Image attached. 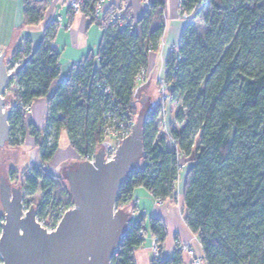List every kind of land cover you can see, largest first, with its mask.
Segmentation results:
<instances>
[{
    "label": "trees",
    "instance_id": "obj_1",
    "mask_svg": "<svg viewBox=\"0 0 264 264\" xmlns=\"http://www.w3.org/2000/svg\"><path fill=\"white\" fill-rule=\"evenodd\" d=\"M95 1H86L83 11L101 28V39L65 79L54 83L59 75V52L51 43L56 21L45 26L36 48L25 39L10 56V63L20 66L12 78L7 144L20 146L27 135L34 139L40 161L23 170V187L30 194L41 191L42 201L52 207L73 204L61 177L44 169L57 150L59 132L65 131L70 146L85 159L103 144L114 117L132 123L139 74L149 53L158 50L165 26L164 0H150L144 15L126 25L105 20L111 4L99 21ZM178 4L179 13L189 18L167 52L163 75L178 126L170 119L167 135L159 136L160 102L150 108L143 156L121 183L115 205L129 203L137 186L161 201H175L180 179L183 220L197 237L204 263L264 264V0ZM46 8L47 0H23V25L39 24ZM66 15L69 21L73 11L68 8ZM199 16L202 32L192 23ZM38 98L46 100L43 130L24 111ZM10 173L12 178L14 170ZM146 229L159 248L149 264L183 263L176 235L172 252L163 255L165 224L141 214L121 237L112 264H136L134 250L145 242L139 232Z\"/></svg>",
    "mask_w": 264,
    "mask_h": 264
},
{
    "label": "water",
    "instance_id": "obj_2",
    "mask_svg": "<svg viewBox=\"0 0 264 264\" xmlns=\"http://www.w3.org/2000/svg\"><path fill=\"white\" fill-rule=\"evenodd\" d=\"M9 79L0 53V147L9 137L10 110L2 96ZM151 105V97L142 93L131 130L117 143L111 158L99 149L92 161L83 159L65 169L73 204L52 232L37 224L34 208L23 211L21 187L0 176L1 264H109L130 220L129 211L116 207L115 199L143 156V125Z\"/></svg>",
    "mask_w": 264,
    "mask_h": 264
},
{
    "label": "crops",
    "instance_id": "obj_3",
    "mask_svg": "<svg viewBox=\"0 0 264 264\" xmlns=\"http://www.w3.org/2000/svg\"><path fill=\"white\" fill-rule=\"evenodd\" d=\"M22 1L0 0V49L9 46L12 50L17 43H23L25 39L30 40L31 49L36 48L43 38L45 26L49 22L55 21L57 16H60L61 21L59 20L51 41L59 52V75L54 81V83H57L68 76L74 64L79 63L88 52L94 51L97 48L102 30L95 23H91L89 17L82 12L73 13V16L68 21L66 15L68 0H47V8L42 21L33 26L23 25ZM116 1L114 0V2ZM177 2L178 0H164L163 15L165 16V26L158 50L149 53L146 67L147 75H156L155 73L158 71L162 74L164 73V62L167 52L177 45L180 33L188 21L178 17ZM128 3L132 4L133 15L138 16L141 11L140 9L143 11V6L141 2L140 4L138 3V0H128ZM46 110L45 98L35 99L31 103V110L27 115V120L31 121L35 127H43ZM26 138L32 137H28L27 135ZM32 141L33 138L31 139ZM63 152L70 154L73 159H79V156L70 146L67 139L62 147L59 146L58 142L57 150L53 158L45 165V169L58 174L57 167L61 163L55 160V157L56 155L57 157L63 155ZM38 156L30 157V164H37L39 162ZM182 161L184 159L181 157L179 159L180 164H183ZM175 193V201L167 199L161 203H157L145 188L137 186L132 191L130 205H135L136 208L142 211L147 220L150 218H160L165 224L167 233L162 247L163 255H169L172 252L175 244V235L178 238V242L189 244L196 254L201 255V248L197 237L186 226L183 220V199L180 185L176 184ZM146 245H148V241L144 242L143 247L134 250L136 264H149L152 257ZM182 259V264H190L189 258L183 253Z\"/></svg>",
    "mask_w": 264,
    "mask_h": 264
},
{
    "label": "rangeland",
    "instance_id": "obj_4",
    "mask_svg": "<svg viewBox=\"0 0 264 264\" xmlns=\"http://www.w3.org/2000/svg\"><path fill=\"white\" fill-rule=\"evenodd\" d=\"M108 2H109V4L112 5L111 7H113V8H111L109 11L106 8L107 13L105 15V20L107 19V17H109L111 15V10H114L116 8H119V7L125 6V8L130 13H133L132 9H131L132 4H129L128 0H117L116 2H114V0H110ZM140 2H141V5L143 6V9H147L148 5L150 4V0H142V1L138 0L139 4H140ZM106 4H107V2H106ZM176 6H177V10H178L179 9L178 2H177ZM140 10L141 11L139 12L140 13L139 15H141V13H142V9H140ZM134 16H136V15H134ZM178 17L182 18L185 21L188 20V18H189L188 16L180 14L179 11H178ZM100 18H99V21H101L103 23V20H101ZM164 19H165V16H164ZM55 21L57 22V26H58L59 19L57 18ZM192 23L197 28V30L199 32L203 31L204 26H203L202 22L200 21V16L192 19ZM12 50H13V48H12ZM12 50L10 49L9 46L6 48L0 49V53H4V60H5L7 72L10 75L9 82L4 89V92L2 93V96L5 99L4 107L8 108V109L10 108V100L12 99L11 92H12V89H14V87H15L13 85L14 83L12 82V78L20 66V62L10 63V56H11ZM73 67H74V65H73ZM145 73H146V71H145ZM155 74L156 75L145 74L143 76V80L140 81L141 85L139 82L137 83L138 87L136 89V97H135V101H134V106H135V109L137 111L139 108V98H140L142 93H146L151 97V101H152L151 107H153L155 104L160 102V106H161L160 107V113H159V116L157 118L158 135L160 136V135H167L168 124H169L170 119H171V123L173 125H176V126H178V125L175 124L174 122H172L174 112L176 110V105L172 104V103L169 104V98L167 95L166 87L162 86V84H161L162 82L160 81L162 79L164 73L162 74L158 71ZM27 115H28V113H26V118H27ZM135 116L136 115H134L132 117V123L135 119ZM43 127H41V128L37 127V128L40 130H43ZM48 131H50V129H48ZM26 137L20 146H12V145L6 143L3 147H0V176H5L7 178V180L12 185L21 187V189H22V206H23L24 210L29 209L30 207H32L36 210L37 207H39L40 203L42 202V192L38 190L35 193L30 194V193H28V191L24 190V187H23V180H24L23 170L32 166V165L39 164V162L37 164L36 163L30 164V162H29V158L32 156L33 157L38 156L39 152H38V148L34 145V139L32 141L33 144H31L32 138L27 139ZM28 137H29V135H28ZM66 140H67V138H66L65 132L61 131V133L59 135V141H58L59 146L62 147L65 144ZM119 141L120 140H118L116 138L106 137L103 144L101 146H98L96 151L99 149H104L105 153H107L110 150L107 153V155H111V154L113 155L115 147ZM197 142H198V137L196 136L195 137V146H196ZM62 154L63 155L58 156V157L56 155L55 160H57L58 162L61 163L57 167V171H58V175L61 177L62 183L64 184L65 187H67V183H66V179H65V173H64L65 169H67L69 167L76 166L77 163L83 159H80V158L78 160L73 159V157H71L70 154H66L64 152ZM182 162L184 165L186 160H184ZM44 169H45V165H44ZM12 170H14V175L12 178H10L9 177L11 175L10 171H12ZM177 185H180V179H179ZM121 208H126L129 212L134 210V209H137L135 206L130 205V202L127 203L126 205L121 206ZM0 212L3 214V209L1 207V205H0ZM0 264H1V260H0Z\"/></svg>",
    "mask_w": 264,
    "mask_h": 264
},
{
    "label": "built area",
    "instance_id": "obj_5",
    "mask_svg": "<svg viewBox=\"0 0 264 264\" xmlns=\"http://www.w3.org/2000/svg\"><path fill=\"white\" fill-rule=\"evenodd\" d=\"M86 1H88V0H68L67 1V8H70L73 11V13L82 12L83 14H85L83 11V6H84ZM108 1H110V0H107V1L106 0H96L94 2V5H93L94 6V15L96 17H98V18L101 17V19H102V15L105 12L107 6L109 5ZM106 2H107V4H106ZM145 11H146V9H143L141 15L134 16L133 13H130L125 8V6L119 7V8L114 9L111 12V15L109 16L110 18L108 17V20L111 22H116V23L121 24V25H126L129 22H134L137 19H139L142 15H144ZM183 15L187 16V14H185V13H183ZM57 18L60 20V16H57L56 19ZM78 64L79 63L74 64V67L77 66ZM145 71L146 70H142L141 73L139 74L138 79L140 81L143 80V76L146 74ZM160 81L162 82L161 83L162 86L166 87V82H165L163 77ZM30 110H31V105L24 107L25 113H29ZM106 116L110 117L111 113L110 112L107 113ZM131 126H132L131 122H127L124 120L121 121V120L117 119L116 117H114L113 118V124L108 125L105 128V132L107 133L106 137H112V138H116L118 140H121L123 137H125L127 134H129V132L131 130ZM107 153H105L106 159H109L113 156L112 154L107 155ZM85 160L92 161L93 155L86 156ZM47 172L53 178L59 176L58 174L53 173L51 171L47 170ZM154 199H155V202H157V203L163 202L160 199H157V198H154ZM71 207L72 206L66 207L63 204H57V205L52 207L50 205L49 201H47L45 203L42 201V204L39 205V207H37V209L35 210L34 219L37 222V224L40 227H42L46 232H52L56 229V227H57L61 217L63 216L64 212ZM23 211H25V210L23 209ZM141 214H143V212L140 211L138 208L130 211L129 212L130 220H129L128 226L132 223H136ZM139 234L145 239V241H148V245H146V248L150 252L151 257L152 258L158 257L159 256V248L157 246L155 238L149 234L147 229L145 231H140ZM176 243H178V245L181 249V252L183 254L187 255V257L189 258L190 264H205L202 256L196 254L194 252L193 248L189 244L180 243L178 241H176ZM143 246H144V243L140 247H143ZM115 253L116 252L114 251L113 255H115ZM109 264H112L111 260H110Z\"/></svg>",
    "mask_w": 264,
    "mask_h": 264
}]
</instances>
